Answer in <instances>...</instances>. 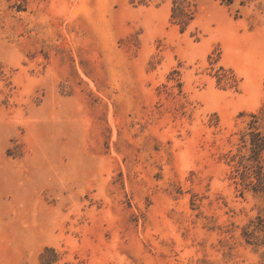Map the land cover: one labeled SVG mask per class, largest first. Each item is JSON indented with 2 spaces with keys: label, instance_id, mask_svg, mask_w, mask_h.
Wrapping results in <instances>:
<instances>
[{
  "label": "rangeland",
  "instance_id": "rangeland-1",
  "mask_svg": "<svg viewBox=\"0 0 264 264\" xmlns=\"http://www.w3.org/2000/svg\"><path fill=\"white\" fill-rule=\"evenodd\" d=\"M253 119L264 0H0V264H264Z\"/></svg>",
  "mask_w": 264,
  "mask_h": 264
},
{
  "label": "trees",
  "instance_id": "trees-1",
  "mask_svg": "<svg viewBox=\"0 0 264 264\" xmlns=\"http://www.w3.org/2000/svg\"><path fill=\"white\" fill-rule=\"evenodd\" d=\"M255 122L256 119L250 121L249 129L241 134V140L244 145L248 144L250 154L247 157L240 156L238 167H236L233 176L239 179L240 184L246 187L252 186L255 191H263L264 158L262 152L264 151V128H259ZM244 159L248 163H244ZM257 220L260 225L255 228L256 230H262L264 227L263 219L257 216ZM243 235L250 240L254 236V231H244ZM59 258V252L54 247H46L39 256L38 264H56Z\"/></svg>",
  "mask_w": 264,
  "mask_h": 264
}]
</instances>
